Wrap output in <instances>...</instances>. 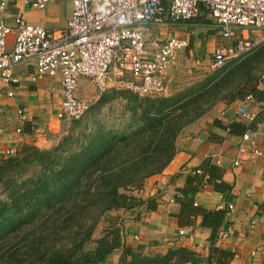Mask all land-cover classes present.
<instances>
[{
	"label": "crops",
	"instance_id": "0c3cea01",
	"mask_svg": "<svg viewBox=\"0 0 264 264\" xmlns=\"http://www.w3.org/2000/svg\"><path fill=\"white\" fill-rule=\"evenodd\" d=\"M72 6L73 0H68L66 9L52 0L46 8L37 10L31 8L27 0L9 2L2 16L3 22L11 29L6 41L8 49L13 46L16 17L21 16L29 24L57 32L66 27ZM140 28L147 39L149 54L171 36L188 44L180 51L176 66L162 76L166 87L164 97L170 96L168 83L170 75L176 71L185 68L207 70L209 73H205L204 79L221 71L213 72L209 66L214 50L225 42L217 37L213 22L204 12L189 22L141 25ZM258 46L254 57L262 53L263 49L258 50ZM258 63L248 68L233 67L235 70L231 73L239 70L248 73L236 83L234 91L240 97L234 99L228 94L203 117L185 127L176 140V154L172 161L133 193L142 204L132 210L117 211L123 220L122 241L125 246L133 247L137 243L154 255L184 248L197 257L196 264H207L208 258L211 264H215L220 253L210 255L212 230L203 225V218L198 213L222 212L224 218L212 245L232 255L228 264H260L264 261V157L249 155L240 166L232 165L242 129V135L245 132L258 133L256 145L264 155V80L259 81L264 73V60ZM34 72L32 64H17L13 67V74L18 82L6 86L0 81V160L9 157L4 155L5 150L14 155L22 144L49 148L48 136L61 132L64 121L56 117L63 99L60 79H33ZM197 85L194 83L186 90ZM115 92L122 91L116 90L112 82L107 94ZM246 95H251L252 101L244 103ZM77 98L91 106L94 102L97 105L100 97L91 82L81 79ZM243 105L255 115L250 124L237 113ZM228 204L233 205L232 211L227 209ZM181 230L183 235L179 234ZM223 232H227L224 237Z\"/></svg>",
	"mask_w": 264,
	"mask_h": 264
},
{
	"label": "trees",
	"instance_id": "16d2710c",
	"mask_svg": "<svg viewBox=\"0 0 264 264\" xmlns=\"http://www.w3.org/2000/svg\"><path fill=\"white\" fill-rule=\"evenodd\" d=\"M223 71L207 76L191 90L167 97L106 92L98 105L125 99L127 125L121 121L118 128H104L97 123L92 132L80 133L82 139L77 142L71 132L60 138L61 131L50 149L22 144L14 155L2 158L0 264H105L116 250H121L117 264H196L197 257L184 248L143 255L140 248L125 246L117 221L93 248L87 246L101 216L142 204L133 193L172 161L176 140L185 127L228 94L240 97L234 89L248 73ZM198 214L212 230L210 255L220 253L215 264H228L232 255L212 245L223 213Z\"/></svg>",
	"mask_w": 264,
	"mask_h": 264
},
{
	"label": "built area",
	"instance_id": "2783aa9c",
	"mask_svg": "<svg viewBox=\"0 0 264 264\" xmlns=\"http://www.w3.org/2000/svg\"><path fill=\"white\" fill-rule=\"evenodd\" d=\"M14 1L18 0H0V81L6 86L16 84L13 67L25 63L34 66L33 79L59 78L63 95L56 113L59 121H79L89 111L90 105L77 98L81 79L91 82L98 97L110 89L112 82L116 90L138 97L165 94L162 76L176 66L180 51L188 44L171 36L149 54L141 25H177L204 12L213 22L217 37L225 42L213 52L209 66L213 72L233 59L245 57L264 42V0H73L67 25L57 32L16 17L14 42L8 49L11 29L2 16L7 4ZM51 1L27 0L37 10H43ZM262 80L264 73L259 78ZM252 99L246 95L243 102ZM237 113L247 124L254 121L255 115L244 105ZM257 136V132H245L240 137L234 167L249 155L264 157L256 145ZM12 154L4 151L6 156ZM233 208L227 205L229 211Z\"/></svg>",
	"mask_w": 264,
	"mask_h": 264
},
{
	"label": "rangeland",
	"instance_id": "374dc122",
	"mask_svg": "<svg viewBox=\"0 0 264 264\" xmlns=\"http://www.w3.org/2000/svg\"><path fill=\"white\" fill-rule=\"evenodd\" d=\"M62 9L67 8L68 0H54ZM264 45V44H263ZM262 45V46H263ZM258 46V50H262V53L258 57H254L256 51H252L248 55L242 58H237L229 61L227 63L226 68L224 69L223 73H231L230 71H234L233 67L237 66L236 69L242 68H248L250 65H258L260 61L264 60V47ZM257 50V51H258ZM263 55V56H262ZM262 56V57H261ZM206 71V72H205ZM199 70L195 68H185L181 71H176L173 74L170 75V81L168 83V94H174L175 92L179 91H185L187 87L193 85L194 83L197 84L199 81L204 79L205 73L207 70ZM211 72V71H210ZM221 72V71H220ZM236 79V78H235ZM234 87V83L230 85V88ZM126 92V91H122ZM128 93V92H127ZM227 93V91H226ZM167 94V95H168ZM139 98H147V97H139ZM151 98H155V96H152ZM126 107V100L119 97L118 99H115L111 101L109 104L101 105L99 106L96 103H92L90 106L89 111L85 114V116L78 121V124L76 122H67L64 121L61 123V131L64 133L60 136L63 137L67 133H72L73 135L76 134V142L78 140L82 139V136L80 133H90L92 132L97 123H100L102 127L104 128H118V125L122 121V125L128 124L129 121V112L125 110ZM63 129V130H62ZM58 138L56 136L53 137V135L48 136V140L51 143V146L49 148H43V149H50L51 147H54V141H56ZM59 141V140H58ZM3 198L2 190H0V199ZM117 221V226L121 230H123V224L121 216H119L117 211H110L109 213L101 216L96 225L94 226V230L92 233L91 243L88 244L87 248H93L94 242L98 239H100L103 234L112 227V222ZM134 248H140L143 255H154V253H151L149 250H144L143 245L140 244H134ZM86 248V249H87ZM121 255V250H116L111 256L108 258L107 262L105 264H117L119 257Z\"/></svg>",
	"mask_w": 264,
	"mask_h": 264
}]
</instances>
